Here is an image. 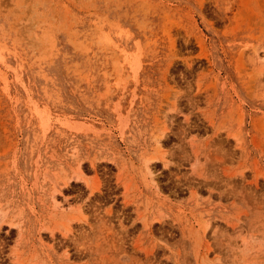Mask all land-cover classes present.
I'll return each mask as SVG.
<instances>
[{
	"label": "rangeland",
	"instance_id": "rangeland-1",
	"mask_svg": "<svg viewBox=\"0 0 264 264\" xmlns=\"http://www.w3.org/2000/svg\"><path fill=\"white\" fill-rule=\"evenodd\" d=\"M0 264H264V0H0Z\"/></svg>",
	"mask_w": 264,
	"mask_h": 264
}]
</instances>
